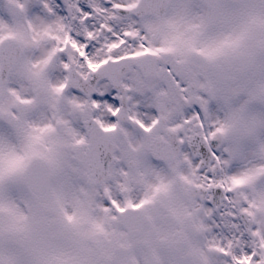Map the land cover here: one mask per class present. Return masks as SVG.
<instances>
[{
	"label": "snow or ice",
	"instance_id": "obj_1",
	"mask_svg": "<svg viewBox=\"0 0 264 264\" xmlns=\"http://www.w3.org/2000/svg\"><path fill=\"white\" fill-rule=\"evenodd\" d=\"M0 264H264V0H0Z\"/></svg>",
	"mask_w": 264,
	"mask_h": 264
}]
</instances>
